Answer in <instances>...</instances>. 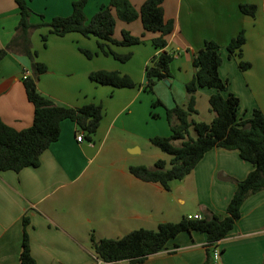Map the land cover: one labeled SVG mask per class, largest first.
<instances>
[{"label":"crops","instance_id":"crops-1","mask_svg":"<svg viewBox=\"0 0 264 264\" xmlns=\"http://www.w3.org/2000/svg\"><path fill=\"white\" fill-rule=\"evenodd\" d=\"M73 1L31 0L30 5L44 10L39 3L46 6L52 3L53 17L70 14ZM109 1L88 0L86 14L93 15L101 4ZM131 1L138 8L144 2ZM246 1L257 4L254 15L240 9V3ZM164 9L166 19L174 20V29L167 36L166 46L174 54L171 83L175 79L173 66L179 72H185L182 79L185 83L190 80L195 73L194 51L206 39H215L220 43L223 58L219 67L220 74L228 83V90L223 92L227 94L231 91L240 98L239 117L251 116L255 108L264 112V0H164ZM20 17L17 0H0V47L12 39ZM36 20L37 16L33 15L32 21ZM124 29L145 38L144 42L135 45H112L117 51L133 52L128 60L130 66L122 64L124 62H111L112 66H87V60L82 57L83 52L79 46L96 50L98 38L94 35L86 36L78 31L57 35L50 33L49 27L33 28L30 31L32 48L38 51L36 58L48 65V70L40 75L38 89L58 103L82 106L96 102L99 82L90 78V72L95 69L120 70L130 74L139 85L118 87L112 91V95L123 99L124 104L114 112L108 127L102 131L98 128L97 135L93 138L84 135L79 140L77 136L82 129L75 121L65 119L61 123L60 137L43 151L38 166H25L19 171L0 169V264H21L23 220L26 216L29 220L26 228L31 250L37 264L205 262L208 239L204 232L198 230L178 233L163 249L137 263H131L128 259L104 261L96 255L92 246V233L97 238L116 236L114 234L117 231L125 234L132 229L146 227L145 222L155 217L151 194L144 190L147 187L145 184L149 185L150 182L132 173L125 174L124 170L121 175L112 174L107 177L87 174L92 156L96 155L98 141L117 125L122 113L137 109L144 120L150 114V111L147 116L145 113V108H150V99L143 83L146 65L157 52L148 41L158 35V32L146 30L141 18L132 21L117 18L114 36L121 38ZM242 29H245L247 36L242 47V57L251 62L246 68L240 66L238 54L230 56L227 49L231 38ZM42 33L48 34L46 44L41 41ZM93 43L96 48L92 47ZM142 44L146 46H141ZM122 46L126 48L120 49ZM98 55L100 54L96 56ZM26 69H30L33 75L32 58L19 48L10 50L0 62V118L17 129L31 125L34 118L35 106L28 98L22 77ZM91 87L92 90L89 89ZM214 91L216 89L213 87H208L207 90L200 87L198 93L205 92L210 96ZM187 98L186 93L182 102ZM135 146L130 149L133 148L131 150L134 152L141 151L139 145ZM253 167L252 162L240 156L238 149L215 146L174 186L192 184L198 204L194 214H201L202 217L212 212L225 215L227 204L237 185L234 178L246 177ZM227 175L233 178H227ZM122 177H125L127 186L119 192ZM136 178L141 181V185L137 186L142 189L144 187L143 190L135 187ZM152 182L158 190H162L163 186L159 182ZM136 200L149 203V212L139 208ZM179 200L186 201L181 195ZM241 210L242 214L234 227L218 241L221 255L219 263L215 264H264V188L250 194Z\"/></svg>","mask_w":264,"mask_h":264},{"label":"trees","instance_id":"trees-1","mask_svg":"<svg viewBox=\"0 0 264 264\" xmlns=\"http://www.w3.org/2000/svg\"><path fill=\"white\" fill-rule=\"evenodd\" d=\"M88 0H74L72 12L68 15H55L47 20L41 12L32 9L31 0H17L20 9V21L12 39L0 47V62L4 56L15 48H19L32 58L33 75L23 78L28 98L34 103V118L31 125L17 129L0 118V169L21 170L25 166H38L41 154L51 142L61 134V123L65 119L75 121L84 134L92 138L103 118V105L90 102L82 106H69L56 102L38 89L41 73L48 70V65L37 59L38 51L32 48L30 31L33 28L49 27V32L64 35L78 31L86 36L98 38V49L92 50L84 46L79 49L92 58L96 54L112 55L123 62L129 60L133 52H120L112 45H135L145 41L143 35L133 34L124 29L121 38L114 36L117 18L132 21L141 18L146 30L158 32L151 39L157 52L151 57L145 68V90L153 91L155 83L160 79L172 77L173 52L166 49L167 36L174 29V20L166 19L164 0H144L138 8L131 0H110L101 4L98 10L88 16L85 7ZM257 4L246 1L240 3V9L250 15L257 11ZM36 15L37 20L32 21ZM44 44L47 33L41 34ZM247 40L246 31L242 29L227 44L229 55L238 54L242 68L251 65L244 60L242 47ZM220 43L215 39H206L204 44L194 51L193 65L195 73L185 83L188 98L185 104L175 103L166 107V116L170 124L171 134L152 135L153 144L172 155L170 165L164 158H158L153 165L131 164L129 170L145 181H156L166 189L172 188L173 180H182L190 173L207 151L215 146L238 149L240 156L254 164L246 177L236 181V189L227 204V213L221 215L212 212L201 218H189L183 215L179 220H165L158 223L157 228L139 227L125 234L112 237L97 238L91 235L92 246L96 255L104 261L115 262L128 259L131 263L141 262L150 254L163 249L167 242L182 231L198 230L207 236L206 260L203 264H212V245L223 238L235 225L242 214V204L252 193L264 188V112L255 108L249 117H239L240 98L228 90V83L220 74L222 64ZM93 81L116 87H134L139 85L134 78L117 69H95L90 72ZM200 87L216 89L209 96L211 108L215 116L211 121L190 118L197 112V92ZM158 98L153 104H161ZM152 115L157 113L152 111ZM194 126L197 135L190 134ZM176 140H180L176 143ZM227 178H233L227 175ZM24 231L21 264H37L32 254L30 237L26 228L28 217H24Z\"/></svg>","mask_w":264,"mask_h":264},{"label":"rangeland","instance_id":"rangeland-1","mask_svg":"<svg viewBox=\"0 0 264 264\" xmlns=\"http://www.w3.org/2000/svg\"><path fill=\"white\" fill-rule=\"evenodd\" d=\"M40 5L44 8V10L35 9L32 7V5L31 7L36 12L44 13L47 20L51 19V13L54 9L52 3H49V5L46 6L41 2L39 3V6ZM46 27L48 26H43L45 29ZM38 39H41V36H38ZM144 44L141 46H146ZM148 44L151 46V40L148 41ZM92 47L96 48V45L93 43ZM119 48L123 49L126 47L122 46ZM96 49H98V46ZM96 55H94L92 59H89L84 53H82V57L86 58L87 60V66L90 64L94 66H112L113 64L111 62H123L119 59H116L112 55H104L103 53H100L98 56ZM107 60H109V62ZM122 64L130 66V61H125ZM136 66L135 68H137ZM173 68L175 73V79L173 83H171L170 79H160L155 83L153 91L147 90V95L150 99V108H145L146 116L147 112L150 111V114L147 116V120L142 118L140 112L137 111V109L122 113L117 120V125H114V127H112L110 132L105 137L101 136V139L98 141L96 155L92 156L91 154L93 160L91 167H89V171L87 172L88 175L95 174L96 177H107L112 174L121 175L123 170L125 171V174L129 175L131 174L129 170V166L131 164L153 165L158 158L166 159L168 166L170 165L172 155L153 144L148 135L171 134L170 124L166 116V107H171L175 103L185 104L187 101L185 99V102H182L187 93L185 82L182 80L184 76L183 74L185 72H179L175 66H173ZM116 88L118 87L99 83V89L96 91L95 101L97 103H101L104 109L103 118L101 120L100 126L98 127L99 131L105 130L108 127L109 120L114 112L116 113L124 104L123 99L112 95V91ZM89 89L92 90L93 88L91 87ZM204 89L207 90L208 87H204ZM205 92H197L198 110L197 112H194L190 118L211 121L215 116V111L211 108L209 95L205 94ZM158 98L162 101V103L154 105L153 102ZM152 111L156 112L157 115L153 116ZM82 131L80 130L79 133ZM96 132L93 134L92 138L97 135ZM190 134L192 136L197 135L194 126L190 127ZM175 142L179 143L180 140H176ZM135 145H139L141 151L134 152L131 150L133 148L130 149V147L133 146L135 148ZM177 181L178 180H173L171 189H166L160 183L163 186L162 190H158V188L155 186V183L152 181H147L150 183L149 185L145 184L147 187L146 189L143 187V189L146 190V193L151 194V203L154 207L153 213H155V217H152L151 221L145 222L146 227L157 228L158 221H176L179 220L183 215H188L190 213L194 214L198 209L196 191L192 184L187 183L182 186L175 187L174 185ZM140 182L141 181L136 178L135 187H139L137 185H141ZM121 184L122 185L118 190L119 192L125 190V186H127L125 177H122ZM139 188L143 190L141 187ZM180 195L185 197V202L179 200ZM136 201L139 203L137 205L139 208L144 209L145 212L148 211V208L150 207L149 203H144V200ZM122 233L123 231H117L114 234L116 236L113 237L121 236ZM211 262L212 264L216 263L213 259V256Z\"/></svg>","mask_w":264,"mask_h":264},{"label":"built area","instance_id":"built-area-1","mask_svg":"<svg viewBox=\"0 0 264 264\" xmlns=\"http://www.w3.org/2000/svg\"><path fill=\"white\" fill-rule=\"evenodd\" d=\"M31 74V70L30 69H26L24 72H23V78H27L29 75ZM84 131L80 132L77 136V138L79 140H82L84 138ZM188 217L189 218H201L202 215L201 214H188ZM212 248H213V251H212V256H213V259L215 260L216 263H219V259H220V255H221V249L218 245V241L216 243H214L212 245Z\"/></svg>","mask_w":264,"mask_h":264}]
</instances>
